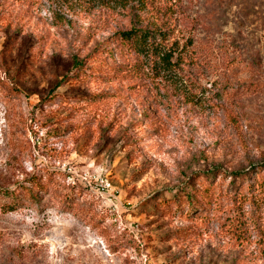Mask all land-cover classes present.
Instances as JSON below:
<instances>
[{"label":"rangeland","instance_id":"rangeland-1","mask_svg":"<svg viewBox=\"0 0 264 264\" xmlns=\"http://www.w3.org/2000/svg\"><path fill=\"white\" fill-rule=\"evenodd\" d=\"M136 20L168 35L159 74L111 72ZM262 163L264 0H0V264H264L228 203L175 200Z\"/></svg>","mask_w":264,"mask_h":264},{"label":"trees","instance_id":"trees-1","mask_svg":"<svg viewBox=\"0 0 264 264\" xmlns=\"http://www.w3.org/2000/svg\"><path fill=\"white\" fill-rule=\"evenodd\" d=\"M165 32V29L161 27L157 28L139 20L132 21L129 28L118 29L112 37L116 42L114 43L115 47L121 53L133 52L135 60H126L125 70L114 64L111 72L132 75L137 70L138 74H142L147 72L145 68L148 67L153 73L159 74L162 69L171 67L174 53L165 49L168 38ZM108 51L111 53V58H114V49H108ZM75 67V70H78L76 74L82 77L83 72L80 71L82 63L76 62ZM138 77L140 76L138 75ZM57 97L58 95H54L53 99ZM252 168H254V173L251 170L227 172L218 171L219 169L203 172L193 182L192 190L188 193L176 194L175 200L177 202L178 199L184 198V203L188 206V213L193 211L194 207L201 208L203 211L198 216L205 215L204 208L200 207V201L216 204L217 209L225 201L235 211L227 215L231 229L241 234L249 228L257 230L262 234L261 240L264 242V163ZM220 175L225 180L231 177L232 188L229 191L220 190L216 194L213 188H219L217 179ZM204 176L207 178L205 179ZM3 194L16 198L13 191H4ZM247 205L250 206V209H245ZM14 206V203H10L5 208L12 211Z\"/></svg>","mask_w":264,"mask_h":264},{"label":"built area","instance_id":"built-area-1","mask_svg":"<svg viewBox=\"0 0 264 264\" xmlns=\"http://www.w3.org/2000/svg\"><path fill=\"white\" fill-rule=\"evenodd\" d=\"M111 186H112V184L107 179H105V180H102L101 187L99 188V190L106 191V190L110 189Z\"/></svg>","mask_w":264,"mask_h":264}]
</instances>
